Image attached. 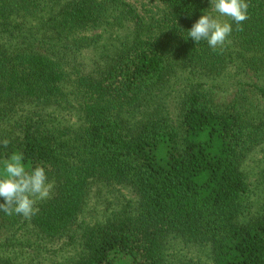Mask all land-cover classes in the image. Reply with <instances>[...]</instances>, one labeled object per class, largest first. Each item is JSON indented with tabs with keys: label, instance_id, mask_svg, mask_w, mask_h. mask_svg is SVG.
Returning <instances> with one entry per match:
<instances>
[{
	"label": "trees",
	"instance_id": "1",
	"mask_svg": "<svg viewBox=\"0 0 264 264\" xmlns=\"http://www.w3.org/2000/svg\"><path fill=\"white\" fill-rule=\"evenodd\" d=\"M149 1L0 0V264H264V0Z\"/></svg>",
	"mask_w": 264,
	"mask_h": 264
},
{
	"label": "rangeland",
	"instance_id": "2",
	"mask_svg": "<svg viewBox=\"0 0 264 264\" xmlns=\"http://www.w3.org/2000/svg\"><path fill=\"white\" fill-rule=\"evenodd\" d=\"M143 2L144 3H151L149 0H143ZM21 169H23V167H21ZM8 171L7 170H1L0 171V178L2 177V176H5V174L7 173ZM93 202H95L94 200H93ZM99 205V204H98ZM87 217L88 218H90V217H94V213H89V211H88V215H87ZM63 244L62 243H60V244H58V246H62ZM64 248L66 249V250H69V248L66 246H64Z\"/></svg>",
	"mask_w": 264,
	"mask_h": 264
}]
</instances>
